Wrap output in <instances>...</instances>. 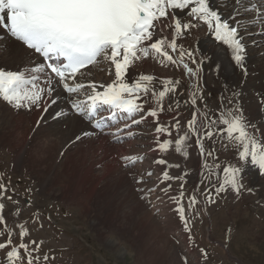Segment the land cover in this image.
<instances>
[{
    "label": "snow or ice",
    "instance_id": "1",
    "mask_svg": "<svg viewBox=\"0 0 264 264\" xmlns=\"http://www.w3.org/2000/svg\"><path fill=\"white\" fill-rule=\"evenodd\" d=\"M249 25L258 26L259 39H247L257 31ZM202 26L207 27L211 41L207 52L201 51L198 42L192 47L184 43ZM221 46H226L233 67L246 81L251 50L264 57V0H0V105L16 113H47L55 106L56 120L65 117L67 108V114L88 125L69 141L77 147L99 136L110 137L114 144L122 142V134L135 139L132 129L149 118L150 123L155 122L156 151L167 153L174 147L187 160L188 149L195 147L200 157L198 175L203 178L190 192L184 187L190 175L186 170L174 176L161 169L162 187L148 186L143 175L132 177L139 197L149 204L157 191V199L171 201L182 230L192 241L188 209L202 213L204 203L215 205L226 195L234 199L255 195L258 189L248 176L249 170L264 178V89L256 91L253 109L242 103L245 81L235 88L225 84L215 109H211L200 85L206 63L217 75L222 71L217 52ZM149 58L158 59L163 67L180 69L181 78L164 79L157 91L154 75L137 72L140 63ZM103 67H107L111 82L89 79L93 68ZM185 92L183 101L191 107L192 115L180 135L181 101L176 97ZM170 94L169 110L176 113L172 118L175 123L165 126L159 122V114ZM121 123L122 127H115ZM173 131L177 133L175 140ZM160 135L167 139L160 140ZM221 149L232 151L233 161L218 163ZM64 154L61 150L60 156ZM121 159L128 168L129 161L134 167L143 157ZM155 162L167 165L163 158ZM170 167L179 169L180 163ZM176 180L181 183L173 192ZM9 185L0 173V264H49L55 257L39 255L44 242L30 236L26 222L19 220L21 209L8 213L15 227L7 222L5 199L19 203L13 200ZM200 253L208 258L205 249ZM182 264H187V257Z\"/></svg>",
    "mask_w": 264,
    "mask_h": 264
},
{
    "label": "rangeland",
    "instance_id": "2",
    "mask_svg": "<svg viewBox=\"0 0 264 264\" xmlns=\"http://www.w3.org/2000/svg\"><path fill=\"white\" fill-rule=\"evenodd\" d=\"M143 62L145 72L141 65L137 72L149 71L150 74L151 68L161 87V81L166 78H181L180 69L171 65L163 67L158 59L149 58ZM204 82L206 80L201 72L200 85L204 96L209 107L215 109L221 92ZM185 94L178 93L176 97L181 101L178 109L180 135H183L184 124L192 115L191 108L184 107ZM171 100L170 97V100L166 98L163 101L164 111L159 114V122L165 126L175 123L172 118L176 113L169 110ZM27 120L23 126L29 129L28 143L31 144V152L37 151L33 138L40 126L36 127L37 122L31 125ZM4 132L10 136L13 134L8 128ZM138 136L142 142L137 139L136 144L129 147L113 143L102 146L97 145V141L91 144L88 141L68 148L62 157H59L61 148L58 146L48 161H27L28 167L18 172L13 171L11 166L12 147L0 143L3 182L7 184L10 181L13 200L19 202V220L26 222L32 238L44 242L39 255L54 256L55 260L49 264H182L185 257L187 264H264V187H261L264 178L249 170L248 176L258 189L255 195L245 194L238 199L226 195L215 205L204 203L202 213L188 209L186 214L192 223L193 236V240L189 241L171 201L157 199L160 195L157 191L152 194V204H149L139 197L132 177L143 175L149 181L148 186L162 187L159 179L161 169L174 176L186 170L190 175L184 187L186 192H190L203 178L198 175L200 157L192 147L188 149L190 156L185 160L173 147L162 153L167 165H157L148 159L136 163L134 167L130 161L129 167L125 168L121 159L124 155L150 154L151 144L157 137L155 122L141 128ZM176 137L177 133L173 131L172 138L175 140ZM17 139L15 147L20 151L25 143L19 137ZM92 139L106 142L109 138ZM159 139L167 137L160 135ZM217 148L220 149V145ZM218 155V163L233 161L232 151L221 149ZM175 163H180L179 169L170 167ZM149 171L153 173L151 177L146 175ZM222 175L220 172L219 179ZM212 180L218 182L217 177H212ZM45 181L47 187L43 189ZM180 183V180L172 183L173 192L178 190ZM5 203L7 222L15 227L13 217L7 213L11 211L9 209L17 208V204L6 199ZM37 215L39 221L35 222ZM201 248L208 253L206 260L201 256Z\"/></svg>",
    "mask_w": 264,
    "mask_h": 264
},
{
    "label": "bare ground",
    "instance_id": "3",
    "mask_svg": "<svg viewBox=\"0 0 264 264\" xmlns=\"http://www.w3.org/2000/svg\"><path fill=\"white\" fill-rule=\"evenodd\" d=\"M245 23H247V21H245ZM255 26L256 25H249V28L253 29ZM256 29L257 31L251 32V34L248 35L247 39L249 40L259 39L258 26H256ZM197 42L202 52H207V50L211 47V41H209L208 39L206 26H202L201 29L196 30L193 36H189L184 41L186 47L195 46L197 45ZM217 52H218L220 59L222 60V66H223L222 71L220 72L219 75H217L216 73L212 71V66L206 63L204 66V70L202 71L203 78H205L206 80V83L205 82L204 83L214 89H218L220 92L222 91V88L225 84H227L230 88L239 87L241 85V82L245 81V78L238 68L233 67V64L230 60V52L226 49V46L219 47L217 49ZM248 64H249L250 75L247 77V80L242 85L243 92H244V95L242 97V103L246 108L254 109L255 103H256L255 93L257 90L264 89V57L258 54V50L253 49L251 50V54L249 55ZM140 65L143 66L142 69L144 71V62H141ZM150 70H151L150 74L153 75V70L151 68ZM138 73L148 74L149 71L146 73H142L138 71ZM89 79H93L97 82L102 83V82H111L112 77L109 76L107 67H103V68H93ZM154 86L157 89V91H159L162 88L159 85V82L157 80L154 81ZM185 95H187V92ZM170 97L172 99L171 94L165 97V99L168 98L170 100ZM225 103L227 102L225 101ZM184 107L187 108L190 106L184 103ZM55 110H56L55 106H53L52 108L49 109L47 113H42L39 110H33V111H28V112L22 110L19 113H16V112H13L11 109L6 108L3 105H0V143L8 144V146L12 147L11 150L13 151L11 153L12 154L11 166H12L13 171H16V172L24 171L26 166L29 163V162L26 163L27 161H33L34 163L35 161H48L52 157L51 154H53V150L58 146L61 148V150L63 148L64 153H65L68 148H72L75 146V145L69 144V141L71 140L73 135L75 133H78L82 129L88 128V125L86 123L80 122L77 116L67 114L68 113L67 108H65V112H66L65 117H63L60 120L54 119L53 112ZM41 116L43 117V119L40 121V125H39L40 127L39 129L36 130L34 138H33V143L36 140L35 146L37 148V151L32 150L33 152H31V149H30L31 144L29 145L28 143L29 129L24 128L23 123L26 119H29L27 120V123L30 122L31 125L35 124V122H37ZM149 121H152V118H149V120L146 121L143 125L139 127H134L132 130L135 132H140L141 128L146 127V124L150 123ZM6 128H8L9 133H13L12 136H10L8 133L7 135L4 132ZM17 137H19V139L25 143L24 148L21 149L20 151H18V148L15 147L16 145H18ZM103 137L107 139V136H99L98 138H103ZM156 138L157 137H155L154 140ZM90 140H89L90 144L94 143V141L95 142L97 141L96 143L97 145L106 146V144H109L108 141L103 142L101 140H93V139H90ZM143 141H144V138H143ZM132 144L135 145L136 141L134 143L128 144V146ZM65 145H69L68 148H65ZM27 146L29 147L28 150H27ZM155 148H156V145L153 142V144L151 145L150 154H148L147 152L146 153L142 152L132 157L133 158L143 157L142 161H146L148 159H150L149 161H156L160 158L165 159L162 153L156 151ZM144 155H147L149 158L144 157ZM59 157H62V156H60L59 154ZM52 179L54 178L52 177ZM46 187H47V181H45L42 185L43 189H45ZM15 207H19V205H16ZM10 210L12 209H9V211Z\"/></svg>",
    "mask_w": 264,
    "mask_h": 264
}]
</instances>
